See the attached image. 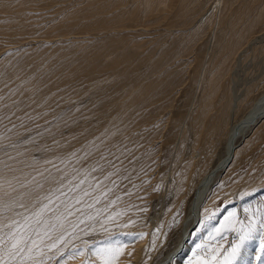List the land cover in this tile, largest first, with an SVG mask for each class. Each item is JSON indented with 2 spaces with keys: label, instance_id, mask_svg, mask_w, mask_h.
<instances>
[{
  "label": "rangeland",
  "instance_id": "rangeland-1",
  "mask_svg": "<svg viewBox=\"0 0 264 264\" xmlns=\"http://www.w3.org/2000/svg\"><path fill=\"white\" fill-rule=\"evenodd\" d=\"M19 1L0 0L7 7L0 10V179L6 182L5 194L0 191V240L5 241L0 244V257L10 248L11 228L29 245V236L36 240L32 259L24 264H103V260L155 264L173 247L199 178L223 154L230 94H240L235 113L239 118L264 91V0H235L232 5L227 0H187L189 10L180 12L179 2L170 0V9L135 26L124 21L125 27L115 22V13L131 9L139 0H24L25 6L18 10L23 3ZM105 3V9L94 10ZM15 17L20 21H13ZM251 25L250 31H242ZM116 29L127 52L118 61L112 41ZM223 44L228 46L222 51ZM148 81H155V88L142 90L138 109L130 105L118 109L123 98L127 100ZM209 81L220 85L213 107L202 115ZM198 117L204 121L197 130ZM135 118L142 120L140 127L131 124ZM118 121L124 127L128 123L127 128L132 125L128 131L120 130L119 138L115 137L122 128ZM242 140L231 165L210 188L201 227L198 224L174 264L212 261L218 248L220 254L212 261L217 264L236 239L228 229L241 227L239 222L249 216L264 218V118ZM49 157L57 159H53L56 165ZM184 169L187 172L180 179ZM169 174L173 184L162 191ZM46 175H54V183L44 185ZM11 180L15 183L9 184ZM38 181L42 189L36 187ZM98 181H105L100 192ZM20 188L26 189L20 192ZM49 189L52 203L46 215L60 217V222L53 220L55 228L42 227L37 235L34 213L41 203H48L43 197L51 193ZM217 228L222 229L219 235ZM260 242L258 232L236 264H264ZM113 250L121 253L114 259L109 255ZM26 252L25 247L8 264H20Z\"/></svg>",
  "mask_w": 264,
  "mask_h": 264
},
{
  "label": "bare ground",
  "instance_id": "bare-ground-1",
  "mask_svg": "<svg viewBox=\"0 0 264 264\" xmlns=\"http://www.w3.org/2000/svg\"><path fill=\"white\" fill-rule=\"evenodd\" d=\"M21 2H23V3H20L19 5H18V7H16V8H18V10H20L21 8V6H23L24 5V3H25V1L24 0H20ZM19 1V2H20ZM136 1V0H135ZM233 1H235V0H227V3L228 4H230V5H232L233 4ZM18 2V3H19ZM170 2V0H139V1H136L135 2V4H134V2H133V4L134 5H131L132 6V8L131 9H128V10H126V11H124V10H122V7H121V12H117V13H115L116 15L114 16V20H115V22L116 23H119L120 25L119 26H121L122 24H123V22L124 21H127V23H129V24H132V26L135 24V23H138L139 22V20L141 21V20H143L144 18H148V17H152V16H155L154 14H156V13H159L161 10H165V9H170L169 7H171V6H169V3ZM177 2H179V4H180V7H179V12L180 11H185V10H189V2L187 1V0H177ZM190 2H192V1H190ZM1 3V2H0ZM3 3V2H2ZM2 3L0 4V10H6L7 9V7L6 6H3L2 5ZM113 2H111V4H112ZM193 3V2H192ZM192 3H191V5H192ZM115 4L116 5H118V2H115ZM123 4V3H122ZM220 5V4H219ZM25 6V5H24ZM23 6V7H24ZM97 6V5H96ZM105 6H106V3L105 4H102V5H100V6H97V8L95 7V11L97 12H99L100 10H101V8H104L105 9ZM111 6H113V5H111ZM191 7V6H190ZM119 8V7H118ZM124 9V8H123ZM17 10V11H18ZM119 10V9H118ZM174 10H176V9H174ZM116 11V10H115ZM19 12V11H18ZM3 13V12H2ZM16 13V12H15ZM262 14L264 15V8L262 9ZM184 15V14H183ZM156 17V16H155ZM154 17V18H155ZM162 18L164 17L165 18V16H164V14L161 16ZM158 19V18H157ZM11 20V19H10ZM20 21V19H18V17H15L14 19H13V21H15V22H18V21ZM156 20V19H155ZM233 20H235V22H236V17H234L233 18ZM142 22V21H141ZM231 24L232 25H234L233 23H232V21H231ZM128 25V24H127ZM126 25V26H127ZM135 26V25H134ZM121 27H125V23H124V26H121ZM120 27V28H121ZM115 28V27H114ZM119 28V27H118ZM250 28L252 29V25L251 26H249V27H247V29H243L242 31L243 32H246V31H250ZM117 30V29H116ZM121 30V29H120ZM61 32V31H60ZM115 32V35H116V37H118V35L120 34L119 33V31L117 30V31H114ZM240 34H241V32H240ZM230 35V34H229ZM232 35V34H231ZM243 35V34H242ZM244 35H245V33H244ZM233 36V35H232ZM241 36V35H240ZM239 36V37H240ZM114 38V40H112V41H114V44H116V45H114L115 46V48H114V51H115V53L117 54V61H118V59L119 58H122L123 57V54L125 53V55H126V53L127 52H125L123 49H122V46L124 45V42H125V40L123 41V39H121L120 37H118V38ZM233 37H235V36H233ZM12 40V39H11ZM224 41H226L227 40V38H225V39H223ZM239 40V39H238ZM128 41V40H127ZM228 41V42H227ZM226 42H227V44L229 43V39L227 40ZM1 43V42H0ZM222 43V41L220 42V44ZM225 43V42H224ZM225 45V44H223V45H221L220 46V48L222 49L223 47H225V48H227V46L229 45ZM237 44V43H236ZM117 45H119V46H117ZM211 47H212V45H211ZM232 47H233V44H232ZM224 48V49H225ZM229 48H230V46H229ZM127 49V48H126ZM224 49H222V51L224 50ZM233 50V49H232ZM226 51V50H225ZM113 52V51H112ZM111 52V53H112ZM219 52V51H218ZM229 52V54H230V51H228ZM223 53V52H222ZM221 53V54H222ZM219 54V53H218ZM220 54V55H221ZM114 55V58L116 57L115 56V54H113ZM124 55V56H125ZM228 55V54H227ZM226 55V56H227ZM96 56V55H95ZM93 61V60H92ZM154 64V63H153ZM153 64H152V66H153ZM165 64V63H164ZM134 65V64H133ZM132 65V66H133ZM159 65H160V63H159ZM162 65V64H161ZM140 66V65H139ZM147 66V65H146ZM163 66V65H162ZM222 66V65H221ZM225 66V65H224ZM156 67V66H155ZM218 67V66H217ZM125 68V67H124ZM146 68H148V67H146ZM153 68H154V66H153ZM219 68V67H218ZM222 68V67H221ZM128 69V68H127ZM135 69V68H134ZM156 69V68H155ZM125 70H126V68H125ZM159 70H161V68L159 69ZM159 70H157L158 72H159ZM164 70V69H163ZM132 71V70H131ZM147 71V70H146ZM223 71H225V70H223ZM222 71V72H223ZM145 72V71H144ZM153 72V71H152ZM151 72V73H152ZM158 72H156L157 73V76H158ZM227 72V71H226ZM133 73V72H132ZM139 73V72H138ZM150 73V74H151ZM155 73V72H154ZM136 74H137V72H136ZM220 74H221V71H220ZM224 74H226V73H224ZM130 75H132V74H130ZM134 75V74H133ZM145 75V74H144ZM147 75H148V73H147ZM154 75V74H153ZM223 75V74H222ZM138 76H140V74L138 75ZM137 77V76H136ZM147 78H148V76H146ZM149 77H150V75H149ZM159 77V76H158ZM162 78V77H161ZM220 78V77H219ZM136 79V78H135ZM138 79H139V77H138ZM157 79V78H156ZM159 79V78H158ZM221 79H222V77H221ZM141 80V79H140ZM139 80V81H140ZM147 80V79H146ZM149 80V79H148ZM160 80V79H159ZM156 81V80H155ZM154 81V82H155ZM160 81H162V80H160ZM163 81H164V79H163ZM162 81V82H163ZM217 81H219V80H217ZM222 81V80H221ZM135 82H136V80H135ZM134 82V80H133V83H135ZM142 82V81H141ZM154 82L152 81V83H151V81H148V82H145L144 84H143V86L141 87V88H138V89H136V90H134V91H132V93H131V95H130V97L127 99V100H124V98L121 96V98H123V100H121V103L118 105V109H121V108H123V106L125 105H127V106H134L135 107V109H138V104L140 103H138V100H139V98L142 96V94H141V92H142V90L143 89H148V87L150 88H152V90H153V87L154 86H152V85H154ZM161 82V83H162ZM210 82V81H209ZM139 83V82H138ZM165 83V82H164ZM211 84H209L208 86H207V94H205V95H207L206 96V98H205V101L204 102H202V107H203V109H202V115H205L206 114V112L209 110V109H211V107H213V105H214V101H213V98L215 97L214 96V93H216L215 91H216V89H218V86L220 85V82H210ZM52 84H53V82H52ZM54 85V84H53ZM52 85V86H53ZM134 85V84H133ZM138 85H140V84H138ZM223 85V84H222ZM164 86V85H163ZM157 87H159V86H157ZM169 87H172V86H169ZM225 87H226V85H225ZM131 88V87H130ZM155 88V87H154ZM220 88V87H219ZM134 89V88H133ZM151 90V89H150ZM150 90H148V91H150ZM159 90V89H158ZM226 91H227V89H226ZM235 90H233V92H234ZM125 93L124 94H126L127 92L126 91H124ZM223 92V91H222ZM122 93H123V91H122ZM232 93V92H231ZM235 93V92H234ZM144 94H145V92H144ZM148 94V93H147ZM155 94V93H154ZM127 95V94H126ZM141 95V96H140ZM125 96V95H124ZM144 96V95H143ZM126 97V96H125ZM150 97V96H149ZM158 97V96H157ZM164 97V96H163ZM116 98H118V97H116ZM143 98V97H142ZM120 99V98H119ZM154 99H156V98H154ZM116 100H118V99H116ZM142 100V99H141ZM144 100H145V98H144ZM150 100V99H149ZM148 100V101H149ZM151 100H152V98H151ZM200 102H201V100H199ZM225 101V100H224ZM163 102V101H162ZM199 102V103H200ZM240 102H241V97H240V94H233L232 93V95L230 94V103H229V107H228V115H227V122H225V123H227V131H226V137H225V144H224V148H223V154L220 156V157H217L218 159L216 160V162H214L212 165H210V166H207L206 167V169L204 170V172H203V174H202V176L199 178V180H198V182H197V185H196V188H195V191H194V194H193V196H192V198H191V201H190V203H189V205H188V208H187V212H186V215H185V219H184V222L182 223V227H181V229H180V232H179V234H178V237H177V239H176V241H175V243H174V245H173V247H171V249H169L155 264H174L175 263V260L176 259H178V257L181 255V253L184 251V249L187 247V245H188V243H189V240H190V237H191V235L195 232L194 230H196V227L198 226V224H200V226L199 227H201V224L203 223V208H204V205L206 204V203H208V201H207V199H208V195L211 193L210 192V188H211V186H212V184H213V182L215 181V179H216V177H218L219 175H221L226 169H227V167L229 166V165H231V162H232V160H233V158L236 156V154H237V152H238V141L241 139H244L250 132H252L253 131V129L256 127V125L259 123L260 124V121H262V119L264 118V91L262 92V93H260L258 96H256L251 102H250V104L248 105V107L246 108V110L243 112V114L239 117V118H235V113H236V109H237V107L239 106V104H240ZM198 103V104H199ZM132 104V105H131ZM144 104V103H143ZM142 104V105H143ZM148 104H150V102L148 103ZM225 105V104H224ZM148 107H149V105H147ZM146 106V107H147ZM133 107V108H134ZM128 108H130V107H128ZM133 108H132V110H133ZM141 107L139 106V109H140ZM117 109V108H116ZM148 109V108H147ZM146 109V110H147ZM122 110H126V109H122ZM118 110H116V112H117ZM115 112V111H114ZM113 112V113H114ZM137 112V111H136ZM124 113H127V112H123L122 114L124 115ZM129 113V112H128ZM208 113V112H207ZM118 114H121L120 112H118ZM118 114H116L115 116H118ZM131 114H132V112H131ZM134 114V113H133ZM114 115V114H113ZM122 115V116H123ZM207 115V114H206ZM125 116V115H124ZM133 116H136V115H133ZM140 116V115H139ZM150 116V115H149ZM121 117V116H120ZM119 116H118V118H120ZM126 117H129V116H127L126 115ZM145 117V116H144ZM115 118H117V117H114V119ZM123 118V117H122ZM131 118H132V116H131ZM137 118H139V117H137ZM137 118H135L136 120H134V122H132L131 121V124H136V125H139L140 124V122L142 121H140L139 122V119H137ZM146 119V118H145ZM150 119V118H149ZM203 118H201V117H198L196 120H194V125H196V129L198 130V128L201 126V124H203L202 123V121H204V120H202ZM106 120H108L107 118H106ZM130 120V119H129ZM128 120V121H129ZM102 121H103V119H102ZM146 121H147V119H146ZM108 122V121H107ZM113 122H115V121H113V120H111V123H113ZM119 122V121H118ZM118 122H117V124H118ZM106 123V122H105ZM110 123V122H109ZM116 123V122H115ZM120 124L119 125H121V122H119ZM123 123H125L124 121H123ZM147 123H148V121H147ZM147 123H146V125H147ZM128 124V123H127ZM127 124L125 125V127L123 126V125H121L122 126V128L120 129V128H118V127H116V128H118V133H117V135H115V137L117 136V138H119L120 136H121V133L119 134V131L120 130H127L128 131V129L130 128L131 129V127H132V125L130 124L129 126H128V128L126 127L127 126ZM141 124H143V123H141ZM114 125V124H113ZM145 125V124H144ZM103 126V125H102ZM117 126V125H116ZM134 126V125H133ZM139 127H140V125H139ZM139 127H136V126H134V129H136V128H139ZM108 128V127H107ZM110 128H112V127H110ZM114 128H115V125H114ZM111 130H113V133H116V132H114V129H111ZM111 130H110V133H111ZM117 130V129H116ZM108 131V130H107ZM130 131V130H129ZM198 131H196V136H199L200 135V133H197ZM108 133V132H107ZM107 133H106V136L105 137H107L108 135H109V133H108V135H107ZM235 134H237V136H236V138H234L235 137ZM112 135V134H111ZM114 136V135H113ZM112 136V137H113ZM109 137V136H108ZM111 137V138H112ZM106 139V138H105ZM116 139V138H115ZM107 140V139H106ZM109 140H110V138H109ZM118 139H116V140H114L115 142L117 141ZM104 141V140H103ZM108 141V140H107ZM112 141H113V138H112ZM120 141H122V140H120ZM243 141V140H242ZM111 142V141H110ZM145 142V139L143 140V143ZM107 143V142H106ZM106 143H105V145H106ZM112 143V142H111ZM118 143V142H117ZM121 143V142H120ZM141 143V142H140ZM114 143H112V145H113ZM97 145V144H96ZM94 146V147H99V146H101L100 145V143L97 145V146ZM102 145H103V143H102ZM110 146H111V144H110ZM114 146V145H113ZM232 146H234L233 147V153H232V157H231V159H230V161H229V163L225 166V168L224 169H221L222 168V166H224V164H225V158H226V156L229 154V152H230V148L232 147ZM93 147V150L95 149ZM103 147H101V149H102ZM105 148V147H104ZM103 148V149H104ZM110 148V147H109ZM108 148V149H109ZM111 148H112V146H111ZM67 149V148H66ZM98 149V148H97ZM107 149V148H106ZM107 149V150H108ZM111 150V149H110ZM98 151H100V150H98ZM105 151V150H104ZM81 152V151H80ZM118 152V151H117ZM121 152V151H120ZM65 153V152H64ZM69 153V152H68ZM85 153V152H84ZM83 152H82V154H84ZM119 153V152H118ZM57 154V153H56ZM56 154H54V155H56ZM63 154V153H62ZM70 154H71V152H70ZM86 154V153H85ZM88 154V153H87ZM98 154H102V151H101V153L99 152ZM116 155H117V153H115ZM121 154V153H120ZM53 155V154H52ZM79 155H80V153H79ZM122 155V154H121ZM63 156V155H62ZM71 156V155H70ZM69 156V157H70ZM84 157V159L86 158L85 157V155H83ZM105 156V155H104ZM51 157V156H50ZM49 157V158H50ZM56 157H57V155H56ZM115 158H116V156H114ZM128 157V156H127ZM48 158V159H49ZM68 158V157H67ZM80 158V157H79ZM51 159V158H50ZM57 160L55 157H53L51 160ZM62 159V158H61ZM63 159H64V157H63ZM74 159V158H73ZM76 159V158H75ZM86 159H88V158H86ZM122 159V158H121ZM124 159V158H123ZM53 160V163L55 162ZM60 159H58V162H60L59 161ZM83 160V159H82ZM114 160V159H113ZM46 161V160H45ZM76 161V160H75ZM75 161H74V163H75ZM85 161V160H84ZM88 161H90V157H89V160ZM118 161V160H117ZM117 161H115V162H117ZM52 162V161H51ZM86 162V161H85ZM115 162H113V163H115ZM44 163H49L50 164V161L49 162H44ZM73 163V164H74ZM80 163V162H79ZM88 163V162H87ZM119 163V162H118ZM29 164V163H28ZM27 164V165H28ZM55 164V163H54ZM54 164H53V166H54ZM72 164V165H73ZM81 164V163H80ZM79 164V165H80ZM117 164V163H116ZM52 165V164H51ZM56 165V164H55ZM82 166H81V168L84 166V164L82 163L81 164ZM6 166V165H5ZM5 166H4V169H5ZM47 166H49L48 164H47ZM46 166V167H47ZM63 165H61V167H62ZM9 167V166H8ZM13 167V166H12ZM45 167V168H46ZM51 167V166H50ZM50 167H48V169L50 168ZM78 167V166H77ZM76 167V168H77ZM9 168H11V166L9 167ZM9 168H7L6 167V169H9ZM15 169L17 168L16 167V165H15V167H14ZM41 168V167H40ZM40 168H37V169H40ZM81 168H79V170H81ZM18 169H20V168H18ZM17 169V170H18ZM34 169V168H33ZM36 169V168H35ZM36 169V170H37ZM42 169V168H41ZM44 169V168H43ZM59 169V168H58ZM70 169V168H69ZM96 169V168H95ZM131 169V168H130ZM21 170V169H20ZM30 170V169H29ZM47 170V168L44 170V171H46ZM54 170H56V168H54L53 169V171ZM71 170V169H70ZM74 170H75V168H74ZM94 170V169H93ZM16 171V170H15ZM25 171H27V170H25ZM32 171V170H31ZM31 171H30V173H31ZM34 171V170H33ZM66 172H67V170H65ZM183 171H185L183 174H180L181 175V177H180V179L181 178H184V175H185V173L187 172V169H184ZM182 171V172H183ZM3 172V171H2ZM14 172V171H13ZM12 172V173H13ZM50 172H52V171H50ZM57 172V171H56ZM64 172V171H63ZM62 172V173H63ZM77 172V171H76ZM95 172V171H94ZM96 172L98 173V171L96 170ZM106 172V171H105ZM6 173H10L11 174V172H6ZM15 173V172H14ZM20 173V172H19ZM22 173H24V172H22ZM27 172H25V174H26ZM28 173H29V171H28ZM29 173V174H30ZM34 173V172H33ZM33 173H31V174H33ZM38 173V172H37ZM36 173V174H37ZM75 173V172H74ZM73 173V174H74ZM24 174V175H25ZM29 174H27L28 176H30L31 177V175H29ZM35 173H34V175H36ZM40 174V173H39ZM71 174H72V171H71ZM72 174V175H73ZM4 175V178H5V174H3ZM13 175V174H12ZM49 175V174H48ZM61 175H63V174H61ZM61 175H58V176H61ZM179 175V176H180ZM183 175V176H182ZM7 176V175H6ZM14 177H15V174L13 175ZM12 176V177H13ZM19 177V174L18 175H16V177ZM20 176H23V174H21ZM39 176H41V175H39ZM44 176V175H43ZM101 176V175H100ZM111 176V175H110ZM10 177L11 176H9V177H7V179L6 180H8L9 181V179H10ZM29 177V178H30ZM34 177H36V176H34ZM34 177H32L33 178V181H34ZM46 177H47V175H46ZM49 177H50V175H49ZM53 177H54V175H53ZM72 177V176H71ZM107 177V176H106ZM2 178V177H1ZM20 178V177H19ZM22 178V177H21ZM23 178L25 179V177L23 176ZM29 178H28V184L27 183H24V185L25 184H27V185H29ZM37 179L39 178V177H36ZM41 178V177H40ZM61 178H62V176H61ZM65 178H67V176L65 177ZM99 178H101V177H99ZM3 179V178H2ZM2 179H0V191L2 190L3 191V193H4V190H5V180H2ZM16 180L18 179V178H15ZM14 179V180H15ZM42 179L43 180H45L44 179V177H42ZM41 179V180H42ZM56 179V178H55ZM109 179V178H108ZM2 180V181H1ZM12 181L11 183H9V184H12L13 182L15 183V181ZM21 180V179H20ZM20 180H19V183H20ZM41 180H39V181H41ZM63 180V179H62ZM7 181V182H8ZM18 181V180H17ZM21 181H27V180H21ZM32 181V182H33ZM38 181V182H39ZM54 180H52V179H50V181H46V183H44V185L45 184H47V183H49V184H51V183H54L53 182ZM60 181V180H59ZM64 182H65V180H63ZM63 181H60V182H63ZM110 181V180H109ZM31 182V181H30ZM31 182V185L33 186V183ZM42 182V181H41ZM43 182H45V181H43ZM42 182V183H43ZM57 182V181H56ZM59 182V183H60ZM63 182V183H64ZM102 182H105V181H102ZM102 182H100V183H102ZM107 182V181H106ZM13 183V184H14ZM18 183V182H17ZM40 183V182H39ZM58 183V184H59ZM67 183V182H66ZM66 183H64V184H66ZM96 183V182H95ZM99 183V181L97 182V190H99V192H100V188H102L101 187V184ZM35 184H36V181H35ZM56 184V183H55ZM70 184V183H69ZM104 185H106V186H108L106 183H103ZM171 184H173V178H171L170 177V174L169 175H167L165 178H164V180H163V182H162V191H166V188L168 187V186H170ZM57 185V184H56ZM59 185H61V184H59ZM58 185V186H59ZM103 185V186H104ZM20 186V185H19ZM50 186H52V185H50ZM61 186H64L63 184L61 185ZM15 187V186H14ZM16 187H18L17 185H16ZM25 187V186H24ZM29 187V186H28ZM27 186H26V188H28ZM35 187V186H34ZM48 187H49V185H48ZM25 188V189H26ZM52 188V187H51ZM56 188H57V186H56ZM11 189V188H10ZM17 189V188H16ZM25 189H22L21 190V188H20V192L22 191V192H24V190ZM29 189V188H28ZM46 189V188H45ZM65 189V188H64ZM103 189H104V187H103ZM14 189H12V191H13ZM19 190V189H18ZM18 190H17V192H18ZM35 190H37V189H35ZM48 190V189H47ZM67 190V189H66ZM6 191H9V190H6ZM29 191H31V188L29 189ZM49 191L51 192L52 190L51 189H49ZM93 191H94V189H93ZM95 191H96V189H95ZM19 192V193H20ZM26 192V191H25ZM56 192V191H55ZM58 192V191H57ZM60 192V191H59ZM62 192V191H61ZM97 192V191H96ZM99 192H97V193H99ZM101 192H102V190H101ZM103 192H105L104 190H103ZM161 192V191H160ZM2 193V194H3ZM16 193V192H15ZM14 193V191H13V193H12V197H13V195L15 194ZM27 193V192H26ZM54 193V192H53ZM5 194V193H4ZM51 194H52V192H51ZM55 194V193H54ZM58 194V193H57ZM91 194V193H90ZM165 194V193H164ZM1 195V194H0ZM11 195V194H10ZM203 195H204V197H203ZM10 197V196H9ZM9 197H7V198H9ZM11 197V198H12ZM15 197V196H14ZM19 197V196H18ZM17 196H16V198H18ZM88 197H90V196H88ZM163 197V196H162ZM203 197V201L201 202V204L199 205V207H198V204H199V201L201 200V198ZM213 197V196H212ZM6 198V197H5ZM10 198V199H11ZM83 198V197H82ZM2 199H3V197H2ZM10 199H8V200H10ZM7 200V199H6ZM7 200V201H8ZM19 200V199H18ZM73 200V199H72ZM13 201V200H12ZM16 201V200H15ZM4 202H5V200H4ZM16 202H18V201H16ZM68 202H69V200H68ZM68 202H66V203H68ZM69 204V203H68ZM75 204H76V202H75ZM76 205H79V203L77 202V204ZM75 205V206H76ZM74 205H72V207H73ZM81 208L82 207H84V206H80ZM71 208V207H70ZM197 208H198V210H197ZM80 210V209H79ZM77 211V210H76ZM74 213H75V211H74ZM73 213V214H74ZM196 215H197V223H196V225H195V227L194 228H192V230L190 231V233L188 234V236H187V238H186V240L185 241H182L183 240V237H184V235L186 234V232L188 231V229L191 227V225H192V223L196 220ZM74 216H76V215H74ZM74 216H71V217H74ZM157 217H154V218H152V225L153 226H156L157 225V222H158V217H159V215H156ZM74 219V218H73ZM77 220V219H76ZM75 220V221H76ZM73 224V223H72ZM208 225L209 224H206V227H208ZM182 243H183V248H182V250H181V252L177 255V256H175V257H172V255L181 247V245H182ZM168 259H170V261H167Z\"/></svg>",
  "mask_w": 264,
  "mask_h": 264
},
{
  "label": "snow or ice",
  "instance_id": "snow-or-ice-1",
  "mask_svg": "<svg viewBox=\"0 0 264 264\" xmlns=\"http://www.w3.org/2000/svg\"><path fill=\"white\" fill-rule=\"evenodd\" d=\"M39 175L43 176V173H40ZM44 179L45 181H49L50 179L54 180L55 178L44 177ZM36 187L38 189H42L44 185L37 183ZM50 195L51 193H49L48 196L43 197V199L48 200V203H41L37 211L34 213V216L36 218V228H34L33 231H36L37 235L40 234V229L42 227L44 229L55 228L56 225L52 222L53 220H55L56 222H60V217H49L46 215V213L49 211V204L52 203L51 199L49 198ZM21 206L23 207V205ZM25 220L28 221L29 218L25 217ZM239 223H241V227L237 228L234 226L231 229H228L229 231H232L236 234V239L231 243V246L224 252L223 258L220 259L217 264H236L237 261L243 258L248 242L254 239L255 235L258 232L260 233L261 237L259 250L261 252H264V218L249 216L246 221ZM62 226L63 225L61 223V227ZM30 227L31 225H28L25 230L27 231V229ZM221 231L222 229L217 228L216 234L219 235ZM8 236V243H10V248L5 249L4 257H0V264H8L9 260H14L18 255L24 253L25 247L27 248V252L22 256L20 264H24L26 260L32 259L30 253L33 251V247L36 245V240L32 239L29 236L28 239L31 241V245H29L27 241H25L23 236H17L11 228L9 230ZM2 243H5V241L0 240V244ZM22 245H24V247H22ZM51 247H55V244H53ZM197 247L200 246L198 245ZM79 254L83 255V253ZM119 254H121L119 250H113L109 253V255H112L113 259ZM219 254L220 253L218 248L213 250L212 261H216V258ZM129 255H131V253H129ZM257 259H260V257L257 256ZM212 261L203 260L201 261V264H212ZM37 264H39V262H37ZM84 264H87V261H85ZM103 264H111V261L103 260Z\"/></svg>",
  "mask_w": 264,
  "mask_h": 264
},
{
  "label": "water",
  "instance_id": "water-1",
  "mask_svg": "<svg viewBox=\"0 0 264 264\" xmlns=\"http://www.w3.org/2000/svg\"><path fill=\"white\" fill-rule=\"evenodd\" d=\"M236 136H237V134H235V137H234V138H236ZM233 147H234V146H232V147L230 148V152H229V154L226 156V158H225V160H224V161H225V164H224V166H222L221 169H224L225 166L229 163V161H230V159H231V157H232ZM203 197H204V195H203ZM203 197H202L201 200L199 201L198 207H199V205L201 204V202L203 201ZM197 210H198V208H197ZM196 223H197V215H196V220L192 223L191 227L188 229V231H187L186 234L184 235L182 241H185V240H186L188 234L190 233V231L192 230V228L195 227ZM182 248H183V243H182L181 247H180V248H179V249H178V250L172 255V257L177 256V255L181 252ZM167 261H170V259H168ZM170 262H171V261H170Z\"/></svg>",
  "mask_w": 264,
  "mask_h": 264
}]
</instances>
